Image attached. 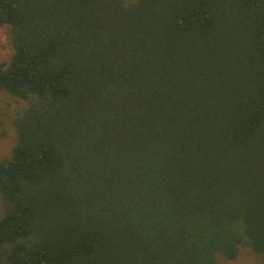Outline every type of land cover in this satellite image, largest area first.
Masks as SVG:
<instances>
[{
    "label": "trees",
    "instance_id": "obj_1",
    "mask_svg": "<svg viewBox=\"0 0 264 264\" xmlns=\"http://www.w3.org/2000/svg\"><path fill=\"white\" fill-rule=\"evenodd\" d=\"M0 264L264 258V0H0Z\"/></svg>",
    "mask_w": 264,
    "mask_h": 264
},
{
    "label": "rangeland",
    "instance_id": "obj_2",
    "mask_svg": "<svg viewBox=\"0 0 264 264\" xmlns=\"http://www.w3.org/2000/svg\"><path fill=\"white\" fill-rule=\"evenodd\" d=\"M13 50L9 43L6 28L0 26V62L4 60H9L12 56ZM20 101L0 92V106L10 105L11 107H17L20 105ZM2 138L0 135V159L7 158L10 155L12 147L15 143V135L12 131ZM3 213V206L0 201V216ZM222 264H264V258L255 254L250 248L242 247L240 249L239 255L234 260H221Z\"/></svg>",
    "mask_w": 264,
    "mask_h": 264
}]
</instances>
